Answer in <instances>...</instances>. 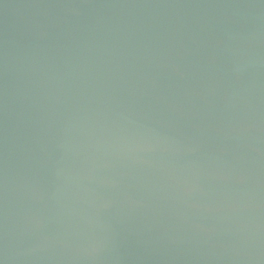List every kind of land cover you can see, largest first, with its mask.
Instances as JSON below:
<instances>
[{
    "label": "water",
    "instance_id": "1",
    "mask_svg": "<svg viewBox=\"0 0 264 264\" xmlns=\"http://www.w3.org/2000/svg\"><path fill=\"white\" fill-rule=\"evenodd\" d=\"M0 264H264V0H0Z\"/></svg>",
    "mask_w": 264,
    "mask_h": 264
}]
</instances>
